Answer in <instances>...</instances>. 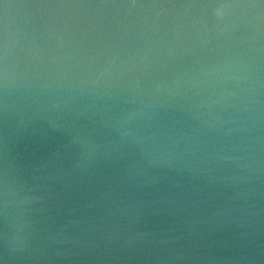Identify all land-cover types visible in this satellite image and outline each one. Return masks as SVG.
<instances>
[{"label": "clouds", "instance_id": "clouds-1", "mask_svg": "<svg viewBox=\"0 0 264 264\" xmlns=\"http://www.w3.org/2000/svg\"><path fill=\"white\" fill-rule=\"evenodd\" d=\"M41 38L61 51L42 59ZM21 98L36 108L19 127L49 114L53 133L65 130L52 114L86 116L98 101L106 107L98 129L68 133L56 145L52 155L63 157L57 171L29 165L21 179L25 168L6 156L0 264H264V0L5 3L0 110L15 113ZM113 168L134 189L169 178L173 187L203 181L218 189L229 206L213 215L229 216L230 254H204L207 245L190 240L197 233L171 229L71 230L82 223L75 213L92 207L86 191ZM120 196L112 201L120 215L138 208ZM63 200L77 206L48 234L38 214Z\"/></svg>", "mask_w": 264, "mask_h": 264}, {"label": "water", "instance_id": "water-1", "mask_svg": "<svg viewBox=\"0 0 264 264\" xmlns=\"http://www.w3.org/2000/svg\"><path fill=\"white\" fill-rule=\"evenodd\" d=\"M35 2L36 0H0V23L3 20V4L29 5ZM37 45L38 55L44 60L56 56L61 51L54 39L41 38L37 41ZM29 103L30 101L21 98L17 101L15 113L0 110V165L5 163L6 156L9 160L14 157L15 161L25 168L20 173L21 179L28 178L29 165L44 164L45 171H57L62 167L63 157L57 158L52 155L56 151V145L64 143L68 133L87 134L92 128L98 129V122L104 117L106 107L98 101L95 108L89 110L86 116H77L73 111L60 114V119H57L56 115L52 114L51 119L57 124H62L65 130L53 133L49 114H44L42 118L37 117L27 128L19 127L20 118L22 116L26 118V113L30 114L36 108V105H32L30 109ZM170 120L171 117H163L162 127ZM179 126L181 125H177ZM60 152H63V149H60ZM173 183L174 180L169 178L162 180L151 189L139 190L129 187L115 168L105 171L99 177L97 190L90 191V194L89 191L85 193L89 196L88 202L92 207L75 213L82 223L71 230L80 233L82 229L92 228L95 231V226H99L110 231L112 228H126L131 225L141 231L148 230L160 234L165 229H171L186 235L197 233L198 237H190V240H195L200 245H207L199 249L204 254L216 256L230 254L228 245L235 241L232 230L225 226L229 216L213 215L218 210L223 212L224 208L229 206L226 197L220 195L218 189L210 184L205 185L203 181L199 182V186H195V181L192 184L181 182L179 187H173ZM116 193L121 194L120 199L128 198L131 202L137 203L138 208L123 216L120 215L118 211L120 205L112 203L116 200ZM76 206L75 201L67 200L51 204L50 211L38 214L43 217L39 227L48 234L60 231L66 222L68 207ZM259 206L258 203L257 207ZM134 213L138 215L133 216ZM261 219L256 217L257 221ZM2 227L3 225L0 224V228ZM256 228L259 231L260 224H257ZM5 264L11 262L5 260ZM113 264H122V262H113ZM188 264H197V262L191 261ZM199 264H207V261H201Z\"/></svg>", "mask_w": 264, "mask_h": 264}]
</instances>
